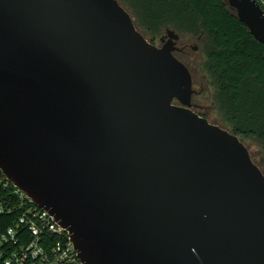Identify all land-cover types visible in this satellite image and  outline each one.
<instances>
[{
    "label": "water",
    "instance_id": "95a60500",
    "mask_svg": "<svg viewBox=\"0 0 264 264\" xmlns=\"http://www.w3.org/2000/svg\"><path fill=\"white\" fill-rule=\"evenodd\" d=\"M226 3L264 46L255 2ZM179 39L117 0H0V171L81 264H264V175L191 110Z\"/></svg>",
    "mask_w": 264,
    "mask_h": 264
},
{
    "label": "trees",
    "instance_id": "16d2710c",
    "mask_svg": "<svg viewBox=\"0 0 264 264\" xmlns=\"http://www.w3.org/2000/svg\"><path fill=\"white\" fill-rule=\"evenodd\" d=\"M117 2L151 44L167 29L201 43L203 62L198 69L214 89L221 128L241 141L253 140L264 154V46L239 22L226 0ZM12 190L11 185L0 187V204L12 196ZM17 215H1L0 230Z\"/></svg>",
    "mask_w": 264,
    "mask_h": 264
},
{
    "label": "built area",
    "instance_id": "2783aa9c",
    "mask_svg": "<svg viewBox=\"0 0 264 264\" xmlns=\"http://www.w3.org/2000/svg\"><path fill=\"white\" fill-rule=\"evenodd\" d=\"M253 1L264 13V0ZM0 175V187L11 185L1 171ZM12 188V196L0 204V216L18 215L0 230V264H81L67 231L24 193Z\"/></svg>",
    "mask_w": 264,
    "mask_h": 264
},
{
    "label": "rangeland",
    "instance_id": "374dc122",
    "mask_svg": "<svg viewBox=\"0 0 264 264\" xmlns=\"http://www.w3.org/2000/svg\"><path fill=\"white\" fill-rule=\"evenodd\" d=\"M185 44L198 47L195 52L187 49V53L178 56L182 62L188 65L192 76V88L196 92L191 98L192 110L206 118L210 123L222 127L223 125L214 103V89L203 72H201V69H198V66L200 67L203 62L201 43L191 37H181L178 46L181 47ZM154 45L159 46V39L155 41ZM174 104L178 105L176 102ZM242 143L247 148L253 163L264 175V154L259 145L251 139L243 140Z\"/></svg>",
    "mask_w": 264,
    "mask_h": 264
},
{
    "label": "flooded vegetation",
    "instance_id": "af4514ba",
    "mask_svg": "<svg viewBox=\"0 0 264 264\" xmlns=\"http://www.w3.org/2000/svg\"><path fill=\"white\" fill-rule=\"evenodd\" d=\"M159 39H160V38H159ZM180 39H181V37H180ZM178 43H179V41H178L177 44H176V47H177L178 50L175 51V52L173 53V55L175 56V58H176L178 61H180L182 64L185 65V67L188 69V71H189V73H190V69H189L188 65L185 64L184 62H182V61L178 58V56L187 53V49H190L191 51L195 52V51L198 50V47H197V46L187 45V44H185V45L179 47V46H178ZM190 75H191V73H190ZM191 78H192V76H191ZM195 94H196V92L192 95V97H193ZM192 97H191V98H192ZM176 103H177V102H176ZM190 103H191V101H190ZM175 105H177V104H175ZM192 109H193V105L191 104V110H192ZM192 111H193V110H192ZM193 112H194V111H193Z\"/></svg>",
    "mask_w": 264,
    "mask_h": 264
}]
</instances>
